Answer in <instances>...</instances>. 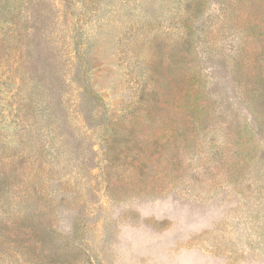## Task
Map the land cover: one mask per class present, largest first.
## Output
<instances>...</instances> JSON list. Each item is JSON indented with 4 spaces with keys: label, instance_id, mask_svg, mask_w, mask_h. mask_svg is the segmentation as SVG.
<instances>
[{
    "label": "rangeland",
    "instance_id": "374dc122",
    "mask_svg": "<svg viewBox=\"0 0 264 264\" xmlns=\"http://www.w3.org/2000/svg\"><path fill=\"white\" fill-rule=\"evenodd\" d=\"M263 30L262 0H0V264H264Z\"/></svg>",
    "mask_w": 264,
    "mask_h": 264
},
{
    "label": "trees",
    "instance_id": "16d2710c",
    "mask_svg": "<svg viewBox=\"0 0 264 264\" xmlns=\"http://www.w3.org/2000/svg\"><path fill=\"white\" fill-rule=\"evenodd\" d=\"M263 2H264V0H262V3ZM249 24H251V23L249 22ZM256 25H261L263 27L262 18H261V22L259 20ZM252 30L254 31V27L253 26H252ZM263 32H264V30H263ZM233 74H234V78L239 82V85H240L241 80H240L238 74L236 75L234 72H233ZM184 75L186 76L187 73H184ZM189 78L190 77H187L186 80H188ZM243 92L246 95L248 94V96H249V100L251 101V104L249 103V105H250L252 111L257 116L260 115V114L264 115V76H262V75L254 76L253 79L250 80L246 84V88H245V90ZM86 93L88 94V97L92 101L96 102V103L93 102L94 103L93 105H95L97 103L99 104V102H100L99 100H101V99H100V97H99V95L97 93H94V91H89L87 88H86ZM88 111L91 112L92 109L89 108ZM202 111L205 112V110H202ZM114 137H116V130L113 128V138ZM29 227H31V229H32V227L34 228V225H31Z\"/></svg>",
    "mask_w": 264,
    "mask_h": 264
}]
</instances>
